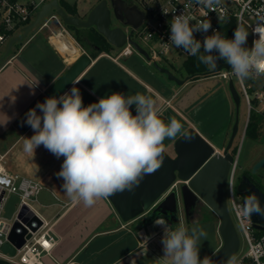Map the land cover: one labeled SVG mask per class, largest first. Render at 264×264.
Wrapping results in <instances>:
<instances>
[{
  "label": "crops",
  "instance_id": "0c3cea01",
  "mask_svg": "<svg viewBox=\"0 0 264 264\" xmlns=\"http://www.w3.org/2000/svg\"><path fill=\"white\" fill-rule=\"evenodd\" d=\"M7 43L8 40L0 42V55ZM116 52L92 56L65 26L53 29L48 24L15 43L0 63V152L5 154L9 172L15 167L20 175L43 185L36 203L50 212L42 214L36 210L53 223L58 236V243L44 255V263L131 264L135 260V264H163L158 259L164 255L163 229L154 226L160 216L173 228L180 223L189 230L194 226L203 228L207 237L201 238L198 244L199 256L201 260L211 257L222 244L218 231L220 219L203 202L195 203L188 213L182 210L174 219L150 209L124 221L108 198L85 207L66 195L62 178L56 176L64 157L57 159L43 145L36 148L35 154L24 151V137L34 133L30 126L20 127L21 119L84 55L91 62L75 80L79 81L75 86L80 89L84 106L113 92L128 96L139 92L156 101L166 123L175 117L183 125L181 134L193 127L217 150H223L235 111L229 80L212 83L203 81L210 76L188 79L184 74L177 76L184 80L180 84L156 69L153 61L142 54L118 55ZM72 87L73 83L62 94ZM131 111L135 115L134 105ZM181 134L175 140L164 141L165 151L172 156H175L174 143ZM145 237H149L147 244L143 241Z\"/></svg>",
  "mask_w": 264,
  "mask_h": 264
},
{
  "label": "clouds",
  "instance_id": "9594fccd",
  "mask_svg": "<svg viewBox=\"0 0 264 264\" xmlns=\"http://www.w3.org/2000/svg\"><path fill=\"white\" fill-rule=\"evenodd\" d=\"M196 2L211 8L220 0ZM193 19L183 13L173 15L169 22L172 45L212 70L217 68L218 60H224L241 81L253 75L264 76V23L253 28L258 38L249 48V32L240 27L235 28L231 39L218 31L206 35L203 41L196 39L195 32L207 33L212 26L210 20L191 24ZM77 83L73 81L69 92L47 97L28 110L24 123L34 134L24 137L23 147L25 152L35 154L36 148L43 145L57 159L64 157L56 173L63 180V191L72 201L92 207L116 193L134 192L145 176L159 170L165 159L164 141L175 140L183 125L175 117L166 123L156 101L139 92L130 96L113 92L84 106ZM182 138L186 142L192 139L186 133ZM229 186L234 199L236 193ZM237 213L249 219L253 214L264 216V206L255 193H250L243 197ZM154 226L163 229L164 255L158 258L163 264H213L210 257L201 260L199 256L198 244L207 237L203 228L194 226L189 230L183 223L173 228L163 216L154 221ZM148 239L143 241L147 244ZM224 264H235V257L230 256Z\"/></svg>",
  "mask_w": 264,
  "mask_h": 264
},
{
  "label": "water",
  "instance_id": "95a60500",
  "mask_svg": "<svg viewBox=\"0 0 264 264\" xmlns=\"http://www.w3.org/2000/svg\"><path fill=\"white\" fill-rule=\"evenodd\" d=\"M52 7L65 25L76 28L94 27L116 48H121L129 40L138 53L146 59L152 60L155 68L167 74L169 79L180 84L184 82L168 68L160 66L152 59L146 49L132 40L130 37L132 31L127 34L120 25L112 26V14L122 24L133 28L139 27L143 22L144 11L139 9L136 4H129L126 0H99L88 12L84 13L86 14L84 18L79 13L69 14L58 0H52L42 6L31 23L23 28L20 35L13 36L8 40L4 53L0 55V63L9 55L15 43L24 40L40 24ZM90 62L91 59L88 55L81 56L50 88L46 96L38 102L42 103L50 96L59 97L62 95L89 66ZM229 66V64L218 60L217 68L213 71L229 68ZM228 86L236 106V119L228 143L222 152L217 150L195 128L190 127L175 141V156L165 151L162 167L154 174L145 176L134 192L116 193L108 198L124 221L132 220L150 209H153L155 214H163L174 219L182 210L188 213L190 207L197 201L203 202L220 219L218 231L222 244L210 257L213 264H224L240 248V236L228 207L227 181L230 169L236 162V156L231 150L239 129L238 110L241 97L232 79L229 80ZM262 87L264 89V84ZM37 113L41 114L39 109H37ZM25 120L26 116L20 121L22 129L29 127L24 123ZM184 133L192 137L191 141L186 142L182 138ZM259 169L264 171V156L254 163L252 173H256ZM236 189L240 195L246 192L248 194L255 193L260 198L261 205L264 206V192L246 174L241 175ZM17 201V195H10L5 207V216L10 217L12 215ZM35 219L37 221L36 226L28 223V227L32 232L42 225V220L37 217ZM251 220L255 228L264 231V216L253 214ZM30 236L28 230L16 222L8 235L9 242L2 246V251L12 255L15 254L16 248H20Z\"/></svg>",
  "mask_w": 264,
  "mask_h": 264
},
{
  "label": "built area",
  "instance_id": "2783aa9c",
  "mask_svg": "<svg viewBox=\"0 0 264 264\" xmlns=\"http://www.w3.org/2000/svg\"><path fill=\"white\" fill-rule=\"evenodd\" d=\"M52 0H0V42L9 40L18 30H23L25 26L31 23L36 13L46 3ZM129 4H136L139 9L144 11V19L137 28L129 26L126 31L130 34L131 39L139 43L153 59V55L158 56L167 63H172L174 59L183 61L190 55L186 54L182 48H176L170 40V24L173 15L183 13L186 16L194 18L190 23L196 24L201 20H210L211 29L207 33L195 32L196 39L203 41L206 35H211L213 31L222 34L223 28L233 20L235 28L240 27L247 29L248 47L256 37L252 31L260 23H264V0H220L218 5L208 8L198 5L196 0H134ZM59 2V0H58ZM166 12L167 14H165ZM222 17V19H218ZM56 21L62 24L54 8H51L49 14L41 20L39 27L48 26L50 21ZM139 41L145 43L143 46ZM203 50V47L202 49ZM136 49L127 40L126 44L118 48V55L132 54ZM222 63H226L221 60ZM206 76L219 77L225 80L237 79L240 86V97L245 99L247 109L250 111L255 100L264 101V94L259 90L249 93V90L259 83L260 88L264 84V76H255L247 80H239L231 71V67L222 68L219 71H213L208 68ZM237 159L232 165L227 181V199L231 203L234 215L240 227L241 233L247 244L246 251L241 254L235 264H264V231L254 227L251 218H243L238 215L237 207L242 203V197L237 192L238 183ZM231 184L233 191L236 193L235 198H231ZM43 189V185L29 177L20 174H14L7 170L5 165V154L0 152V259H4L12 264H45L44 255L58 243V236L54 231L52 222L46 221L32 203L38 200V196ZM18 196L15 209L10 217L5 216V207L10 195ZM35 217L42 220V225L34 232L28 227L37 225ZM18 222L24 226L31 234L25 243L16 248L15 254L2 251V246L9 242L8 235L14 224ZM240 236V235H239ZM241 247V239H240ZM240 249V248H239ZM239 251V250H238Z\"/></svg>",
  "mask_w": 264,
  "mask_h": 264
},
{
  "label": "rangeland",
  "instance_id": "374dc122",
  "mask_svg": "<svg viewBox=\"0 0 264 264\" xmlns=\"http://www.w3.org/2000/svg\"><path fill=\"white\" fill-rule=\"evenodd\" d=\"M66 1L68 3H70L71 5H76L78 12L81 13V15H83L82 17L84 18L86 16V14H84V13L88 12L91 7H93L96 3H98L99 0H66ZM133 1L134 0H132V2ZM56 23H57L56 21L52 20V21H50L49 26L53 29H56L58 26L62 27V24H58V23L56 24ZM118 25H120L124 31L129 30L128 25H125V24H122L121 22H119L116 19L115 15L112 14V26H118ZM38 27L39 26H37L35 29H37ZM35 29H33V30H35ZM246 31H247V29H246ZM21 33H22V31L18 30L14 36L20 35ZM139 42L143 46H146L144 42H142V41H139ZM79 43L88 53L94 52V50H93L94 42H93V40H91V38L89 36H87V32L84 31L83 34H81ZM4 44H2V47L4 46ZM246 46L248 47V43ZM115 53H117V52H115ZM134 53L139 55V53L137 51H134ZM153 60H155L158 64L168 66V68L178 77H182L185 74L184 71L181 70V67H182V60L181 59H174L173 65L167 64L165 62V60H162L161 58H159L156 55H153ZM203 81H205V82L210 81L212 83L218 82V81H223L224 83H227L226 80H222L220 78L212 77V76L207 77L206 80H203ZM246 81L249 82L247 79H246ZM233 82H234V85H235L237 91L240 92V86L238 84L237 79L234 78ZM247 117H248V109H247L245 99L242 96L241 102H240V107L238 110L239 129H238V133L235 137V140H234V143L232 146V149L236 148L235 156L237 159V167H236V173L237 174L242 173V171H244V170L250 169L252 164L255 161H257V159H259L260 157H262L264 155V123L258 131L259 133H261L260 135H262V138L254 139V138H251L249 136H244L243 131L245 128ZM235 119H236V106H235L234 116L232 118L233 124L235 122ZM233 124H232V127H233ZM232 127L229 130V134L227 137V141L225 142L226 143L225 146L228 143V140H229V137H230V134L232 131ZM231 151H233V150H231ZM11 172L15 173V172H19V171L15 167H12ZM19 174H22V173L19 172ZM263 184H264V181H263ZM196 203L200 204V201H197ZM32 205L35 209H37L42 214L45 212H48V211L50 212V209L44 208L41 205L37 204L36 202H33ZM228 207H229V211H230L232 220H233L234 225L236 227V230H237L238 234L240 235V239H241V247H240L239 251L234 255L235 261H236L237 259H239L241 254H243L246 251L247 244H246L245 239L241 233L240 227L238 225V222H237L236 217L234 215L231 203L229 201H228Z\"/></svg>",
  "mask_w": 264,
  "mask_h": 264
},
{
  "label": "trees",
  "instance_id": "16d2710c",
  "mask_svg": "<svg viewBox=\"0 0 264 264\" xmlns=\"http://www.w3.org/2000/svg\"><path fill=\"white\" fill-rule=\"evenodd\" d=\"M132 2V0H128ZM60 5L68 12L69 14H77L78 10L76 5H71L66 0H59ZM63 23V22H62ZM63 26L67 28L72 35L76 38V40L80 41V36L83 34V32H87V36L93 40V50L92 56H95L100 53H115L118 51V48L114 47L102 34H100L94 27L91 28H76L74 26H67L63 23ZM235 30V24L233 20H230V22L223 28L222 34L226 36V38L231 39L233 37ZM203 51V50H201ZM91 55V53H89ZM208 66L202 64L199 62L198 58L195 56H191L183 61L181 70L184 71L186 77L188 79H197L203 76H206V72L208 70ZM256 85H259V83H256ZM263 121L257 113L251 114L250 122L248 123L246 127V133L247 136L251 138H255L257 135V132L262 127ZM234 151L236 152V148H234ZM239 180V179H238ZM193 209V207H190V211ZM0 264H12L4 259H0Z\"/></svg>",
  "mask_w": 264,
  "mask_h": 264
},
{
  "label": "flooded vegetation",
  "instance_id": "af4514ba",
  "mask_svg": "<svg viewBox=\"0 0 264 264\" xmlns=\"http://www.w3.org/2000/svg\"><path fill=\"white\" fill-rule=\"evenodd\" d=\"M261 91L263 94H264V89H263V87L262 88H260V86L259 85H254L250 90H249V93H254V92H256V91ZM264 96V95H263ZM255 102V105H254V107L250 110V111H248V117H247V120H246V124H245V128H244V131H243V133H244V136H247V133H246V127H247V125H248V123L250 122V119H251V114L252 113H257V115H259L260 117H261V119H262V121H263V123H264V101H262V102H259V101H254ZM261 133H259V132H257V135H256V137L254 138V139H260V138H262V135H260ZM224 149V148H223ZM233 151V153H234V155H235V151H234V148L232 149ZM264 156V155H263ZM261 158V157H260ZM259 158V159H260ZM258 160V159H257ZM256 162V161H255ZM254 162V163H255ZM254 163L252 164V166L250 167V169H248V170H244V171H242V173H240V174H237V178L240 180V178H241V175H243V174H246L249 178H250V180L262 191V192H264V184H263V181H264V171L262 170V169H259V170H257V172L256 173H252V167H253V165H254ZM238 180V181H239ZM248 194V192H246V193H244L243 195H240L242 198L245 196V195H247Z\"/></svg>",
  "mask_w": 264,
  "mask_h": 264
}]
</instances>
